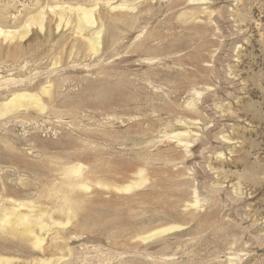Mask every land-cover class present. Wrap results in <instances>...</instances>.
Instances as JSON below:
<instances>
[{"label":"rangeland","instance_id":"rangeland-1","mask_svg":"<svg viewBox=\"0 0 264 264\" xmlns=\"http://www.w3.org/2000/svg\"><path fill=\"white\" fill-rule=\"evenodd\" d=\"M15 94L0 264H264V0H0Z\"/></svg>","mask_w":264,"mask_h":264},{"label":"bare ground","instance_id":"bare-ground-1","mask_svg":"<svg viewBox=\"0 0 264 264\" xmlns=\"http://www.w3.org/2000/svg\"><path fill=\"white\" fill-rule=\"evenodd\" d=\"M55 7V6H53ZM77 7V6H76ZM58 8V7H57ZM75 8V7H74ZM98 8V7H97ZM65 11H66V8H64ZM94 10V8H92ZM92 9H87V8H84V7H78V9L75 8V12L77 11V15H78V21H77V24H76V29L78 30V33L79 35H82L83 36V33L88 31L90 32V36H86L85 39H87V42H88V48L86 49L87 53L88 54H92V55H95L97 53H99V50H100V46H101V36H102V33H103V28L100 27L97 29L93 28L96 24V21H95V15H94V11ZM54 11V10H53ZM56 12V10H55ZM61 12V15L60 16V23L58 24V28L60 27L61 23H63L62 21L65 19V21L67 23L70 22L69 20V17L66 16L65 13H63V11H60ZM73 12V11H72ZM55 14V13H54ZM44 13H41L39 15V18H34L32 17L31 19V24H39V28H41L42 30H44ZM100 21V20H99ZM28 23V22H27ZM26 23V24H27ZM25 24V25H26ZM28 25H30L28 23ZM97 26V25H96ZM24 27V26H23ZM27 27V26H26ZM26 29V28H25ZM29 29V28H28ZM27 29V30H28ZM2 30V28H1ZM26 30V31H27ZM30 30V29H29ZM25 32V31H24ZM18 33V32H17ZM22 33V31H21ZM15 34V33H14ZM24 35L20 36L21 37H24V36H27V32L25 33H22ZM7 35V34H6ZM85 36V35H84ZM7 37V36H6ZM5 37V39H6ZM11 37V36H10ZM16 78V77H15ZM3 82V81H2ZM6 84V82H5ZM39 96V95H38ZM38 96H35V95H31V94H15V96L10 100L8 101L7 103H2L4 104L3 107L1 108L0 110V113H5V114H8L10 112H13V111H17V110H20L21 108H27L28 106H35L37 108H43V104L41 103V100L39 99L40 97ZM9 100V99H8ZM192 106V105H191ZM44 110V109H43ZM1 115V114H0ZM185 136V135H184ZM181 137V136H180ZM186 137V136H185ZM184 137V138H185ZM227 138V137H226ZM187 142V141H186ZM184 143V142H183ZM188 145V144H187ZM82 167V166H81ZM74 168V167H73ZM72 168V169H73ZM77 168V167H76ZM73 169V172L74 171H77V172H80L81 170L79 168L77 169ZM70 169V171L72 170ZM72 172V171H71ZM75 174V173H74ZM141 176V175H140ZM142 177V176H141ZM140 179V178H139ZM140 182V181H139ZM137 183V182H136ZM135 184V183H134ZM142 185V181L140 183ZM84 185V184H82ZM137 185V184H136ZM133 185L131 184V186L129 187H132ZM84 188H88L87 185H84L83 186ZM127 188V187H126ZM135 188V187H134ZM196 190V189H195ZM197 194V193H196ZM200 200V199H199ZM32 210V209H31ZM19 212V211H18ZM19 214V213H18ZM18 216V215H17ZM19 217V216H18ZM25 219V217H24ZM27 219V218H26ZM25 219V220H26ZM19 221V220H18ZM67 221V220H66ZM7 223V222H6ZM10 224V223H8ZM30 225V223L28 224ZM44 226V225H43ZM182 226V225H181ZM13 227V226H12ZM44 228V227H43ZM17 229V228H16ZM165 229V228H164ZM170 229V228H169ZM140 230V229H139ZM163 230V229H162ZM167 230V229H166ZM27 231V230H26ZM153 232V231H152ZM158 232V231H156ZM155 233V232H154ZM161 233V232H160ZM164 233V232H163ZM158 234V233H157ZM148 236V235H147ZM152 236H154L153 234H150V236L146 237V240L147 238L150 239ZM145 237V236H143ZM38 241H41L40 240V237L37 238ZM41 244V243H40ZM51 260V259H50ZM234 261V260H233ZM52 262V261H51Z\"/></svg>","mask_w":264,"mask_h":264}]
</instances>
